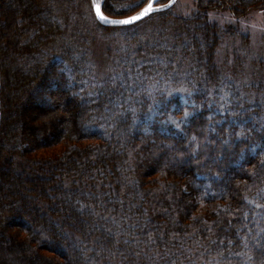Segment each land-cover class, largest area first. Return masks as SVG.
I'll return each instance as SVG.
<instances>
[{"label":"trees","instance_id":"obj_1","mask_svg":"<svg viewBox=\"0 0 264 264\" xmlns=\"http://www.w3.org/2000/svg\"><path fill=\"white\" fill-rule=\"evenodd\" d=\"M58 1L0 0V264H264V83L220 72L206 19L264 0L153 13L102 78Z\"/></svg>","mask_w":264,"mask_h":264},{"label":"rangeland","instance_id":"obj_2","mask_svg":"<svg viewBox=\"0 0 264 264\" xmlns=\"http://www.w3.org/2000/svg\"><path fill=\"white\" fill-rule=\"evenodd\" d=\"M98 1L102 8L105 0ZM118 1L120 4L115 5L116 10H118V6L126 8L134 1L137 3L147 2V0ZM5 2L3 3L4 7L8 9L9 0H5ZM58 2H60L58 11H56L58 18L64 17L66 23H70L71 29L68 33L70 38L78 39L79 36L76 35L83 38L81 40L85 41L90 50V61L98 78L106 75L108 63L112 61L110 56L118 53L116 49L118 50L122 37L127 34L133 36L137 31L143 32L146 29L144 25L149 27L146 22H140L134 24V28L129 32H106L94 18L93 12L90 11V0H74L73 3L67 0ZM71 3L73 7L69 6ZM155 5H163V0H156ZM135 11H139V9ZM135 11L130 15H134ZM196 12L197 3L195 0H177L172 8V14L181 17H191ZM206 19L215 26L219 37L215 59L220 72L234 78L239 85L264 83V9L251 10L244 15L233 16L227 10L212 8L207 10ZM171 24L168 23L165 28L169 29L170 26H173Z\"/></svg>","mask_w":264,"mask_h":264},{"label":"snow or ice","instance_id":"obj_3","mask_svg":"<svg viewBox=\"0 0 264 264\" xmlns=\"http://www.w3.org/2000/svg\"><path fill=\"white\" fill-rule=\"evenodd\" d=\"M170 3H171V0H170ZM154 5H155V0H147V2L143 4V6H141V4L137 2L129 4L126 6L128 10L135 11V9L138 8L139 11H135L134 15H130L124 18H109L108 15H105L101 11V5L100 3L97 2V0H91V4L89 5V8H90V11L94 13V18L100 21L102 24L111 25L114 28H118L120 26H127V25L134 24L135 22L140 21L144 19L145 17H149L153 11H159V10H162L164 7H166V5H160L159 8H156L154 7ZM173 93L187 94L188 89L184 87L183 85H181L179 87H174V88L167 90V95L170 96ZM190 114L191 113L187 110V107H186L184 110L183 120L177 121L174 117H169V119L166 121H163V123L174 124L179 129L181 125L187 120ZM209 119L211 120L212 117L209 116ZM233 135H235V137L239 140L241 137L244 136V132L241 131V132H236L233 134L231 129L226 130V137L223 143H226V144L229 143ZM196 139H197L196 137H192L191 141H196ZM206 142L211 143V141H206ZM200 147H201L200 143H196V146L195 148L191 150L190 155L195 156L197 149H199ZM257 207H259V205H257ZM229 243L231 244L232 241H229ZM245 247H247V244H245ZM237 255L239 254L237 253ZM249 259H251V257H249Z\"/></svg>","mask_w":264,"mask_h":264},{"label":"water","instance_id":"obj_4","mask_svg":"<svg viewBox=\"0 0 264 264\" xmlns=\"http://www.w3.org/2000/svg\"><path fill=\"white\" fill-rule=\"evenodd\" d=\"M91 1V0H90ZM176 1L177 0H171V3H170V0H168L165 4H163V5H166V7H164L162 10H159V11H153L151 14H153V13H156V12H161V11H165V10H168V9H170L171 7H173L174 5H175V3H176ZM97 2L98 3H100L98 0H97ZM155 2H156V0H155ZM101 5V4H100ZM159 6L160 5H154V7H156V8H159ZM101 11H102V8H101ZM93 15H94V13H93ZM110 18V17H109ZM124 18V17H123ZM147 17H145L144 19H146ZM144 19H142V20H144ZM142 20H140V21H142ZM96 21L98 22V24L99 25H101V26H103V27H113V26H111V25H105V24H102L100 21H98L97 19H96ZM140 21H137V22H135L134 24H136V23H138V22H140ZM134 24H131V25H134ZM131 25H127V26H120V27H128V26H131Z\"/></svg>","mask_w":264,"mask_h":264}]
</instances>
